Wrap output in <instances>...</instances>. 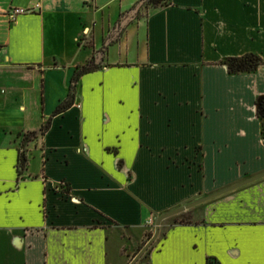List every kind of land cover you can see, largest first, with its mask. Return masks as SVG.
<instances>
[{
    "label": "crops",
    "instance_id": "1",
    "mask_svg": "<svg viewBox=\"0 0 264 264\" xmlns=\"http://www.w3.org/2000/svg\"><path fill=\"white\" fill-rule=\"evenodd\" d=\"M142 1L0 0V264H128L146 222L264 173V0L142 4L113 37ZM179 215L136 264H264V178Z\"/></svg>",
    "mask_w": 264,
    "mask_h": 264
},
{
    "label": "trees",
    "instance_id": "2",
    "mask_svg": "<svg viewBox=\"0 0 264 264\" xmlns=\"http://www.w3.org/2000/svg\"><path fill=\"white\" fill-rule=\"evenodd\" d=\"M167 0H143V4L146 7L150 8H157L158 6H162L166 3ZM223 64L226 66L227 71L231 75L236 74H243V73H252L256 70V68L261 65V61L259 58H257L254 55H245L240 58H230L223 62ZM97 70V67H84L81 68L79 71H77L73 77L72 80V88H71V94L66 99V101L61 104L57 110L55 111V115L61 114L64 111H66L68 108H70L73 104V92L74 88L77 85L78 80L81 76L91 73L93 71ZM257 107V116L259 120L261 121V135L264 139V98L259 99L256 103ZM50 123L47 122L45 126L41 129V135L46 133V131L49 129ZM27 167V158L24 153H21L19 156L18 161V174H22ZM180 224H187L186 222H181ZM151 237V234L149 235Z\"/></svg>",
    "mask_w": 264,
    "mask_h": 264
},
{
    "label": "water",
    "instance_id": "3",
    "mask_svg": "<svg viewBox=\"0 0 264 264\" xmlns=\"http://www.w3.org/2000/svg\"><path fill=\"white\" fill-rule=\"evenodd\" d=\"M143 4V1L141 2V4L139 6H136L133 10H131V12H129L122 20L121 22L118 24V26L116 27V29L113 32V37H116V35L120 32V30L122 28H124L127 24H129V22H131L137 12L139 7ZM264 178V173L259 174L257 176L248 178L240 183H237L233 186H230L226 189H223L219 192H216L214 194H211L209 196H206L204 198H201L199 200H196L186 206L177 208L175 210L169 211L167 213L161 214L158 217L155 218L154 223H153V229H152V234L151 237L147 240V242L142 246V248L135 254V256L131 259V261L128 264H136L139 260H141L142 257H144L146 255V253L148 252V250L151 248V246L153 245V243L157 240L159 234H160V226L162 224L163 221L170 219L172 217H175L193 207H196L202 203H205L211 199H214L216 197H219L221 195H224L226 193H229L235 189H238L240 187H243L245 185H248L250 183L256 182L258 180H261Z\"/></svg>",
    "mask_w": 264,
    "mask_h": 264
},
{
    "label": "built area",
    "instance_id": "4",
    "mask_svg": "<svg viewBox=\"0 0 264 264\" xmlns=\"http://www.w3.org/2000/svg\"><path fill=\"white\" fill-rule=\"evenodd\" d=\"M39 8H40L39 5H35L32 9H24V8L10 9L6 14L8 22L10 24H13V23L17 22L19 17L27 15V14L36 13ZM64 187H65L64 184L61 185V188H64ZM153 223L154 222L148 221V222H146V225L151 226V225H153Z\"/></svg>",
    "mask_w": 264,
    "mask_h": 264
},
{
    "label": "rangeland",
    "instance_id": "5",
    "mask_svg": "<svg viewBox=\"0 0 264 264\" xmlns=\"http://www.w3.org/2000/svg\"><path fill=\"white\" fill-rule=\"evenodd\" d=\"M33 137H34L33 135H27L24 140H31ZM181 222H184V217L182 215H179V216L177 215L175 217H172L170 219L163 221L161 226H160L159 236L161 235V232H162L161 230L165 231L168 226L177 225V224H180ZM158 238H157V240H158Z\"/></svg>",
    "mask_w": 264,
    "mask_h": 264
}]
</instances>
